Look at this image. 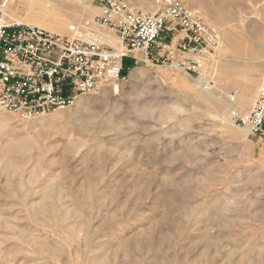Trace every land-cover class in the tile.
<instances>
[{"label":"rangeland","instance_id":"obj_1","mask_svg":"<svg viewBox=\"0 0 264 264\" xmlns=\"http://www.w3.org/2000/svg\"><path fill=\"white\" fill-rule=\"evenodd\" d=\"M180 1L220 35L192 76L130 57L117 93L25 121L0 111V264H264V139L230 120L264 80V0ZM96 7L0 0V25L62 33Z\"/></svg>","mask_w":264,"mask_h":264},{"label":"built area","instance_id":"obj_2","mask_svg":"<svg viewBox=\"0 0 264 264\" xmlns=\"http://www.w3.org/2000/svg\"><path fill=\"white\" fill-rule=\"evenodd\" d=\"M151 1L152 10H135L126 0H95L98 13L66 33L15 22L0 25V111L25 121L71 108L106 86L117 93L127 78L123 61L130 57L134 67L195 74L196 59L215 52L219 33L180 0ZM167 23L179 29L173 60L161 43ZM101 29L118 41L116 47L102 39ZM256 94L251 109L231 111L230 120L264 138V80Z\"/></svg>","mask_w":264,"mask_h":264},{"label":"crops","instance_id":"obj_3","mask_svg":"<svg viewBox=\"0 0 264 264\" xmlns=\"http://www.w3.org/2000/svg\"><path fill=\"white\" fill-rule=\"evenodd\" d=\"M153 7V6H152ZM151 6H150V8L149 9H151L152 8ZM166 47H167V45H166ZM170 50V49H169ZM123 64H124V61H123ZM133 66V63H132V65H131V67ZM127 70H128V68H127ZM261 73V72H260ZM124 75H127V73H125ZM261 78H262V73L261 74H258V75H256L255 76V79H254V83H253V91H255V89L257 88V86H258V84L260 83V80H261ZM249 108V104H248V106H246V110ZM258 138V137H257ZM258 139H264V138H258Z\"/></svg>","mask_w":264,"mask_h":264},{"label":"bare ground","instance_id":"obj_4","mask_svg":"<svg viewBox=\"0 0 264 264\" xmlns=\"http://www.w3.org/2000/svg\"><path fill=\"white\" fill-rule=\"evenodd\" d=\"M69 6H70V5H69ZM4 23H5V22H4ZM4 23L1 22V25L4 24ZM33 26H34V25H33ZM69 26H70V25H69ZM69 26H68V27H69ZM37 27H39V26H37ZM68 27H67V28H68ZM40 28H42V27H40ZM44 29H45V28H44ZM48 29H49L48 31H51V32L57 33V32H55V30H53V28L51 29V28L48 27ZM46 30H47V29H46ZM66 32H67V29H66L65 32H62V33H66ZM106 42L109 43V45H111V46H113V47H116V46L118 45V41L113 42V44L115 43L114 45H113L112 43H110L109 41H106ZM263 47H264V46H263ZM196 62H197V61H196ZM241 104H242V103H241ZM244 104H245V103H244ZM239 105H240V104H239ZM245 105H246V104H245ZM238 107H239V106H238ZM241 110H242V109H241ZM244 130H245V132H247L246 129H243V132H244Z\"/></svg>","mask_w":264,"mask_h":264}]
</instances>
